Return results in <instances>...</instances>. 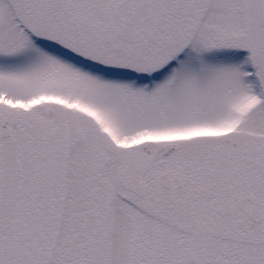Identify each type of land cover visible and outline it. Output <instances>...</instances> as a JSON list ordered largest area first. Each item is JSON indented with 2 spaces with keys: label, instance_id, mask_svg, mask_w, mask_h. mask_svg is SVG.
<instances>
[{
  "label": "snow or ice",
  "instance_id": "snow-or-ice-1",
  "mask_svg": "<svg viewBox=\"0 0 264 264\" xmlns=\"http://www.w3.org/2000/svg\"><path fill=\"white\" fill-rule=\"evenodd\" d=\"M0 264H264V0H0Z\"/></svg>",
  "mask_w": 264,
  "mask_h": 264
}]
</instances>
